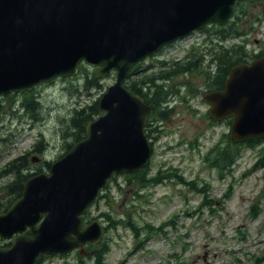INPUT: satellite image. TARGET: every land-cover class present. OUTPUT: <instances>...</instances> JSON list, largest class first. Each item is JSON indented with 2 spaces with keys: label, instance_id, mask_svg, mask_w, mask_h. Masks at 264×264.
<instances>
[{
  "label": "water",
  "instance_id": "water-1",
  "mask_svg": "<svg viewBox=\"0 0 264 264\" xmlns=\"http://www.w3.org/2000/svg\"><path fill=\"white\" fill-rule=\"evenodd\" d=\"M240 0H0V95L73 76L81 62L117 80L86 136L29 178L23 196L0 215V236L31 235L0 249V264H33L40 254L88 253L105 227L83 215L114 175L142 170L152 155L150 106L124 85L130 70L164 45L225 24ZM256 1V0H252ZM213 120L232 118L230 139L264 138V56L234 65L224 88L205 95Z\"/></svg>",
  "mask_w": 264,
  "mask_h": 264
},
{
  "label": "rangeland",
  "instance_id": "rangeland-1",
  "mask_svg": "<svg viewBox=\"0 0 264 264\" xmlns=\"http://www.w3.org/2000/svg\"><path fill=\"white\" fill-rule=\"evenodd\" d=\"M240 8L248 13L242 19L246 33L240 41L248 52L262 53L264 0L252 3L247 0ZM216 34V30L211 29L181 40L165 49L161 57H188L192 52L194 56H203L200 47L203 50L206 47L201 45L210 36L214 40L208 42L207 47L211 42L218 43ZM234 40H225L222 45L228 47ZM88 68L89 73L97 70L92 66ZM81 69L73 77L36 87L33 96L39 101L36 112L22 109L21 115L17 113L25 100L23 96L15 98L17 104L13 97L0 99V175L6 163L30 151L41 139L46 145L41 144L40 155L30 153L28 156L33 167L38 164L33 162L34 156L55 161L67 152L66 143L74 141L71 136L64 138L62 125L66 118L71 117L73 108L98 101L116 81V73L112 72L99 77L100 87L83 90L81 78L85 76L79 75ZM195 80L197 87L185 93L195 98V105L172 102L169 108L172 111L164 109L167 118L160 124L146 183L130 181L132 177L120 175L90 208L89 219L96 216L104 225L109 221L110 225L111 221L115 224L104 236L110 245L106 256L108 264H264V167L254 168L264 143L254 147L244 143L241 156L222 172L211 166L207 153L216 144L227 145L225 135L230 132V124L226 121L212 123L209 106L203 99L205 92H195L198 87L199 90L206 88L205 79L198 76ZM175 81L171 86L176 87ZM158 83L162 88L165 85L164 81ZM168 92L169 86L156 95L165 96ZM31 115H36V119ZM12 132L17 134L14 141H1ZM33 169L30 167L28 171ZM43 169L49 172L46 166ZM160 169L178 176L155 184L151 179ZM11 177L0 176L1 199L7 194L2 186ZM180 177L185 181L196 180L195 185L205 191L197 192ZM120 219L122 221H118ZM89 255L75 252L69 256H47L46 263L94 264V258Z\"/></svg>",
  "mask_w": 264,
  "mask_h": 264
},
{
  "label": "flooded vegetation",
  "instance_id": "flooded-vegetation-1",
  "mask_svg": "<svg viewBox=\"0 0 264 264\" xmlns=\"http://www.w3.org/2000/svg\"><path fill=\"white\" fill-rule=\"evenodd\" d=\"M198 33H201V32L196 31L189 37H193V36L197 35ZM212 40H214V39L210 36L206 40V42L203 45H201V46L206 47L204 50H203V47H200V51H202L201 53H204L203 56L202 55L200 57L197 55L194 56L195 52H192L188 57H175V58H171V59H169V58L166 59V58L161 57L162 56L161 53L165 49H167L170 46H173L174 44H176L177 42L180 41V40H177L171 44H167L166 46H164L163 48H161L159 51L155 52L154 54H151V55L143 58L141 61H139L130 70V72L127 76L126 82H125V86L127 87L131 84V88H129V87H127V88L132 90V92L134 94H139L140 96L143 95V96L147 97L145 99L142 96L145 100V103L150 106V112L147 116L146 125H145V132H146L147 136L150 138V140L152 139L151 144H152L153 152H154V143H155V140L159 137L158 132L160 130L159 128L162 127V126H160V124L163 123V120H159L157 118L158 115H156L155 111L152 109V99H153L152 97H154V94L155 95L157 94V91L155 89V93L151 97V94H152L151 82H153L152 80L155 81L156 86L158 85V82L160 80L165 82L164 87L169 86V92L165 93L166 97L164 98L165 101L162 103V108H166V109H168V111H172V109H169L170 104L172 102H177L179 104H184V103H190L191 104L192 103V106L195 105V103H194L195 98L193 96H188L185 94L187 90L191 92L190 88L192 89L193 87H197V85L195 84V82H196L195 78L198 76H203L204 79L207 76H210L211 78L218 77L223 72V70L226 69L227 64H228V63L224 64L222 57H214V53L217 51V49H220L222 46V43H223L222 39L218 37L216 39L218 41V43H212L211 42V45L207 47L206 44ZM193 50L195 51L198 49L194 48ZM154 59H156L155 62L150 63V60L153 61ZM231 67L229 69V72L231 70ZM229 72H228V75H229ZM228 75H227V77H228ZM226 78H225V80H226ZM175 79H176V81H175L176 87H173L174 85L171 86V84H173V81ZM57 80H59V79H57ZM177 80H179V81H177ZM225 80H224V83H225ZM36 87H38V86H36ZM36 87H34L33 89L28 90V91L10 92L6 95L0 96V99L1 98H7V97L8 98L13 97L12 99H13V102L15 103V101L17 100L15 98H18L19 96H23L26 100L31 95H34V89ZM223 87H224V85H223ZM223 87H220L218 89L205 88L203 90H199L200 87H198L197 90H195V92L197 91L198 94H201L202 92L204 93V92L219 90V89H222ZM182 88H185V91H182ZM192 93L194 94V90H192ZM147 101L149 103H147ZM22 102H21V104H22ZM15 104H17V103H15ZM14 112H16V110L13 111V114H14ZM17 113L19 115H21L20 110ZM32 117L36 119V115H33ZM29 127H30V129L32 128L31 126H29ZM155 133H156V135H155ZM41 134H43V133H41ZM16 137H17V134L12 132L9 134V136L6 138V140H4L5 138H3V139H1V141H7V142L12 141V140L14 141V139ZM41 144L44 147L46 145L42 141V139L37 141V143L34 144L33 148L30 151H27L25 154L11 159L2 168V172H4V173L1 174L0 176L8 174V175H11L12 177L5 185L2 186L4 189H6L7 194L5 195L6 196L5 199L0 198V215L7 213L8 210L23 196L24 185H25V182L29 178H31L37 174H40L42 172H45V169H43V166H46L48 168L47 160L45 161V159L42 157H36V156L33 157V159L35 158L37 163H38L36 165V167H33V165L30 164V162H28V156H30L29 155L30 153H36V154L39 153V155H40V151L42 149ZM0 157H1V154H0ZM19 159H25V162L22 165V169L17 171L18 167L15 166L14 162L16 160H19ZM36 161H33V162H36ZM30 167L34 168L33 169L34 171H28ZM48 170H50V167ZM25 171H27V172H25ZM19 177L23 178L22 179V183H23L22 191L19 194L16 193V195H13L12 191L10 190V186L14 185V183L17 181V179ZM101 195L103 196V193ZM90 213L91 212H88L85 215L86 223H89L91 220H93L95 218V217H91L89 219ZM107 225H105V227ZM30 230L31 229L29 227H27L23 232H16L10 238H4V237L0 236V249L10 248L12 246L14 238L17 236L31 235ZM106 230H108V229L106 228ZM75 252L77 254H80L78 251H74L72 253H75ZM90 253H91V251H89V254ZM89 254H86V255H89ZM69 255L70 254H68L67 256H69ZM86 255H83V256H86ZM47 256H57V255L40 254L36 257L33 264H47L46 263Z\"/></svg>",
  "mask_w": 264,
  "mask_h": 264
},
{
  "label": "trees",
  "instance_id": "trees-1",
  "mask_svg": "<svg viewBox=\"0 0 264 264\" xmlns=\"http://www.w3.org/2000/svg\"><path fill=\"white\" fill-rule=\"evenodd\" d=\"M242 4H245V1H240L238 3V7L235 10L234 15L232 16V18L229 20V22L227 24L217 25V26L213 25V26H211L210 29L204 30V31H208V30L210 31L211 29H215L216 33H217L216 36L221 38L223 42L225 40L235 39L234 43H231L228 47H225L222 45L221 48L217 49V51L214 53V57H222L224 64L225 63H228V64H227L226 69L223 70V72L218 77H214V78H211L210 76L206 77L205 85L209 89H218L220 87H223L224 80L227 77L229 69L232 65L240 64L243 62H249V60L254 59L256 57H259L261 54L264 53V51H261L262 53H259V52L258 53H256V52L251 53L250 51L248 52L245 45L242 44L240 41V38H242L244 36V34L246 33L245 29L243 28L242 19L245 15L248 14L244 8L243 9L240 8V5H242ZM217 28H219V29H217ZM238 40H239V42H237ZM81 67H82V69H81L79 75H81V77L85 76L84 78L82 77L83 79L81 78V86H82L81 89L90 90V89H93L94 87H100L101 86V84L99 83L100 78H97L95 76V73L87 72L86 69L88 67L86 65L82 64ZM78 81H79V79H78ZM152 81L153 82H151V90H152L151 97L155 93V89H156L157 93H159V92L161 93V92H163V90L165 88V87L162 88L161 86H159L160 83H158V85L156 86L155 81L154 80H152ZM127 87L131 88V84ZM74 91H76L78 94L80 93V91H78L77 89H75ZM33 96L34 95H31L26 100H23V102L21 104L22 109H26L27 111L28 110L31 111L33 109L36 112L35 108L37 107V102H39V101H37V99L34 98ZM143 97L145 99L147 98L145 96H143ZM165 97L166 96H164V95L160 96V95H155V94H154V97H152L153 98L152 99V109L155 111V114L158 115L157 118L159 120H163V121L166 120V118H167V115H165V110H164L166 108H162V103L165 101V99H164ZM147 103H149V102L147 101ZM101 114H102V111L100 110V107H99V100L95 101L91 104L84 105L82 107L73 108L71 117L66 118V121L62 125L64 138H66L67 136H71L70 139H72V141H74V142H70V143L67 142L66 143L67 144L66 145L67 151L70 149V147L74 143L85 138L86 126L91 121L98 118ZM31 116H33V115H31ZM227 122L229 124L231 123L230 120H228ZM225 136L227 138V145L223 146L222 143L216 144V146H214L212 148V150L209 153H207V159H209L211 161V164H212L211 166H215V167L220 168L221 172L230 168L231 165L237 160V158H239L241 156V153H242L241 152V146L244 144V143L232 142L230 137H229V134H226ZM245 143L254 147L260 143H264V138L254 139L251 141H247ZM261 152H262L261 153L262 155H261L258 163L255 165V167H254L255 169L264 167V145L261 149ZM24 162H25V159H19V160H16L14 162L15 166L18 167L17 171L22 169V165ZM50 165H51V161H47L48 168L50 167ZM150 165H151V162H149L144 167V169H142L141 171H137V172H133V173H126V174H121V175H127L130 178L132 177V179L130 181L142 180L143 183L145 184L147 181L146 176H148V173H150ZM161 171H163V172H161ZM159 172L160 173L156 177H152V179L149 178L155 184L163 182L165 178H171V176H173V175H175L176 177L178 176L177 173L173 174L171 171H164L162 169H160ZM118 176H120V175L114 176L110 181L116 180ZM180 178L183 182L192 185L193 188L196 189L198 192H204L205 191L204 190L205 188H199L195 185L196 180L185 181L183 177H180ZM22 179L23 178L19 177L17 179V181L14 183V185L10 186V190L12 191L13 195H16V193L19 194L22 191V186H23ZM254 215H257V213L254 212ZM118 221H122V219H120ZM118 221L116 220V222H118ZM113 222H114V219H113ZM114 225L112 224V221H111V225H110V221H109L106 228L109 230L110 228L114 227ZM137 229H138V227H137ZM108 241H109V239L107 237H105L98 245L88 247L89 250L91 251L89 257L94 258V264H108L106 261V256L110 251V245H109ZM255 264H258V262Z\"/></svg>",
  "mask_w": 264,
  "mask_h": 264
}]
</instances>
